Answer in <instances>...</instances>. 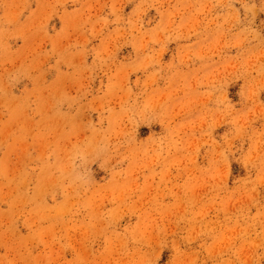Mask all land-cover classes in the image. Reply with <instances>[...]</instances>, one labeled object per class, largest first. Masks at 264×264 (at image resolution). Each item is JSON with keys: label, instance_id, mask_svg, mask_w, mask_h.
Listing matches in <instances>:
<instances>
[{"label": "rangeland", "instance_id": "374dc122", "mask_svg": "<svg viewBox=\"0 0 264 264\" xmlns=\"http://www.w3.org/2000/svg\"><path fill=\"white\" fill-rule=\"evenodd\" d=\"M0 264H264V0H0Z\"/></svg>", "mask_w": 264, "mask_h": 264}]
</instances>
